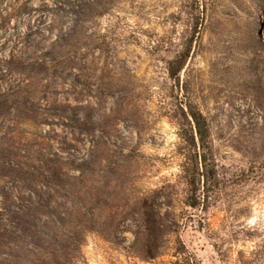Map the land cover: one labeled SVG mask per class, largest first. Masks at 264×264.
Returning a JSON list of instances; mask_svg holds the SVG:
<instances>
[{"label": "rangeland", "instance_id": "obj_1", "mask_svg": "<svg viewBox=\"0 0 264 264\" xmlns=\"http://www.w3.org/2000/svg\"><path fill=\"white\" fill-rule=\"evenodd\" d=\"M190 111L216 167L203 211L181 178ZM263 117L264 0H0V238L83 191L111 225L85 264H183L178 235L195 264H264ZM145 205L180 223L151 258Z\"/></svg>", "mask_w": 264, "mask_h": 264}, {"label": "trees", "instance_id": "obj_2", "mask_svg": "<svg viewBox=\"0 0 264 264\" xmlns=\"http://www.w3.org/2000/svg\"><path fill=\"white\" fill-rule=\"evenodd\" d=\"M70 31H64V35H70ZM189 50V48H188ZM188 50L180 54L177 59V69H171L174 75L183 65L188 56ZM195 135L181 134L183 140L184 160L181 164V178L185 184V203L192 209L206 208L208 191L216 177V167L211 156V142L209 140V127L199 111H190ZM264 132V117L262 124ZM77 200L56 210L54 217L47 216L37 225L24 227L25 232L12 246L7 240L0 238V264H85V258L81 247L88 232H100L99 226L110 227L109 223H95L96 216L101 215L95 207H91L84 192L74 191ZM98 204V203H97ZM98 206H100L98 204ZM143 229L146 232L145 256L151 258L159 254V240L163 235L177 233L172 229V224L180 226L177 215L170 211V207L161 212L159 205L142 206ZM191 216L187 215L186 218ZM98 225V226H97ZM109 229V228H108ZM111 231V230H108ZM153 238H148V237ZM153 242L152 247L148 243ZM156 249V250H155ZM175 253L181 256L183 264H195L193 256L188 252L180 236H176Z\"/></svg>", "mask_w": 264, "mask_h": 264}]
</instances>
